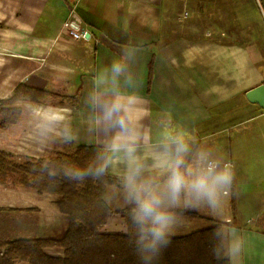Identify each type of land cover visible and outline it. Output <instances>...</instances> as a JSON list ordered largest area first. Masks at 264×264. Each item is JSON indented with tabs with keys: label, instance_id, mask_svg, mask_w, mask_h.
<instances>
[{
	"label": "crops",
	"instance_id": "obj_1",
	"mask_svg": "<svg viewBox=\"0 0 264 264\" xmlns=\"http://www.w3.org/2000/svg\"><path fill=\"white\" fill-rule=\"evenodd\" d=\"M77 2L89 35L81 41L62 33L68 6ZM182 6L186 21L210 26L178 36L183 15L175 8ZM224 22L236 25L224 32ZM125 50L151 109L146 123L154 131L161 123L190 127L234 163L232 195L216 213L203 208L202 214L230 223L228 243L244 241L237 264H264V190L251 178L257 170L242 167H251L264 150L254 137L264 130V110L246 98L264 85V0H0V56L20 59L28 69L56 64L81 71L76 124L79 134L88 128L84 145L99 142L88 104L93 75Z\"/></svg>",
	"mask_w": 264,
	"mask_h": 264
},
{
	"label": "clouds",
	"instance_id": "obj_2",
	"mask_svg": "<svg viewBox=\"0 0 264 264\" xmlns=\"http://www.w3.org/2000/svg\"><path fill=\"white\" fill-rule=\"evenodd\" d=\"M128 61L125 50L93 75L88 104L99 142L93 145L94 155L69 166L64 178L103 181L109 174L118 175L127 208V243L138 264H159L188 212L205 208L216 213L223 207L234 190L235 165L190 127L161 123L154 131L146 123L151 109ZM43 113L49 126L61 115L56 107ZM64 138L74 139L70 132ZM210 233L219 238L212 248L214 258L237 264L244 241L235 238L225 246L221 228L212 225Z\"/></svg>",
	"mask_w": 264,
	"mask_h": 264
},
{
	"label": "rangeland",
	"instance_id": "obj_3",
	"mask_svg": "<svg viewBox=\"0 0 264 264\" xmlns=\"http://www.w3.org/2000/svg\"><path fill=\"white\" fill-rule=\"evenodd\" d=\"M175 11L177 14L181 12L184 15L185 10L182 6L176 7ZM180 20L176 25L178 36H183L191 29L200 31L211 24L200 19L192 22ZM234 25L236 24L231 22L219 23V27L224 32L233 30ZM242 25L243 23L239 27H243ZM224 38L228 39V36ZM9 56H0V152L4 154L0 161L1 243L15 239L45 237L60 233L67 227V220L56 205L57 197L49 193L41 194L35 188L24 186L19 183L20 173L11 171H15V164H35L48 161L59 154L71 155L78 146L84 145L82 143L85 141L80 139L88 135V128L79 134V127L76 124L78 108H75V104L78 99L81 71L76 68L57 69L54 67L56 64H50L43 70L28 69L21 67L22 62H16L20 59ZM57 61L59 60L53 62L57 63ZM19 85L46 91L49 94L36 101L24 97L9 105L4 104L3 101L13 97ZM49 107H56L61 112L58 120L50 126L43 113V109ZM10 108L16 109L11 114L14 123L6 124L4 122L5 110ZM45 127H48L46 132L43 131ZM69 132L74 139L66 141L64 137ZM254 137H257L259 145L264 147V130ZM259 152H262L259 160L255 159L250 164L251 167H242L245 171L246 169L257 170L255 176L249 175V177L255 178L254 182L260 187L259 190H264V150ZM111 175L118 178V175L114 173ZM105 201L114 211L126 207L120 186L108 187ZM194 211L202 217L214 219L202 214L206 212L203 208ZM205 225H209L205 220L183 218L181 224L175 229V235L189 234ZM106 230L109 232L123 231L122 221L117 214L113 215ZM46 252L52 256H63L61 249L50 248Z\"/></svg>",
	"mask_w": 264,
	"mask_h": 264
},
{
	"label": "trees",
	"instance_id": "obj_4",
	"mask_svg": "<svg viewBox=\"0 0 264 264\" xmlns=\"http://www.w3.org/2000/svg\"><path fill=\"white\" fill-rule=\"evenodd\" d=\"M81 92L79 87L75 108H79ZM48 94L19 85L13 97L3 103L9 105L24 97L36 101ZM15 111L14 108L5 110L6 124L14 123L11 114ZM93 145L78 146L73 154H59L48 161L14 165L15 171L11 172L20 173L19 183L35 188L41 194L57 197L56 205L65 216L67 227L60 233L45 237L0 242V264H138L125 235L127 208L114 211L105 201L107 188L119 186V179L111 174L103 181L75 182L64 178L69 166L83 164L94 155ZM3 155L0 152V161ZM115 214L122 221L121 232L106 230ZM183 218L205 220L209 225L189 234L173 235L172 243L163 251L159 264H229L226 260L218 262L214 258L212 248L219 243V238L210 231L212 225L221 228L226 246L230 223L202 217L196 211L188 212ZM50 248L61 249L63 256L49 255L46 250Z\"/></svg>",
	"mask_w": 264,
	"mask_h": 264
},
{
	"label": "built area",
	"instance_id": "obj_5",
	"mask_svg": "<svg viewBox=\"0 0 264 264\" xmlns=\"http://www.w3.org/2000/svg\"><path fill=\"white\" fill-rule=\"evenodd\" d=\"M77 8L78 2L73 6H68L69 15L62 27L63 35L69 37L73 41L86 40V36L88 35L84 23L77 13ZM188 16L189 13L184 12L181 19L185 20Z\"/></svg>",
	"mask_w": 264,
	"mask_h": 264
},
{
	"label": "water",
	"instance_id": "obj_6",
	"mask_svg": "<svg viewBox=\"0 0 264 264\" xmlns=\"http://www.w3.org/2000/svg\"><path fill=\"white\" fill-rule=\"evenodd\" d=\"M89 35L86 36L88 38ZM250 103L259 105L264 110V85H260L246 93Z\"/></svg>",
	"mask_w": 264,
	"mask_h": 264
}]
</instances>
